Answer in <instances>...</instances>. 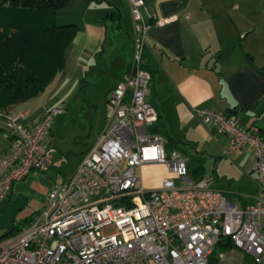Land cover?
Returning <instances> with one entry per match:
<instances>
[{
	"label": "built area",
	"instance_id": "obj_1",
	"mask_svg": "<svg viewBox=\"0 0 264 264\" xmlns=\"http://www.w3.org/2000/svg\"><path fill=\"white\" fill-rule=\"evenodd\" d=\"M128 4L131 58L109 91L111 113L104 128L74 170L58 177L43 207L0 243V264H207L222 238L259 263L264 256V134L241 126L231 112L194 109L203 123L226 135L223 155L233 158L244 148L252 153L259 192L240 205L215 188L211 176H189L182 153L166 149L163 136L151 129L158 112L143 60L149 29L175 15L150 19L144 0ZM63 108L62 103L47 108L32 124L27 110L1 111L10 144L0 155V200L30 171L51 167L55 148L45 137ZM148 163L163 164L174 177H163L153 188L137 185L135 169Z\"/></svg>",
	"mask_w": 264,
	"mask_h": 264
},
{
	"label": "crops",
	"instance_id": "obj_2",
	"mask_svg": "<svg viewBox=\"0 0 264 264\" xmlns=\"http://www.w3.org/2000/svg\"><path fill=\"white\" fill-rule=\"evenodd\" d=\"M249 2L144 0V13L150 19L153 15H175V19L149 29L143 56L152 73L150 100L158 112L151 129L163 136L166 149L192 156L217 152L226 144V135L215 124L203 123L194 115L193 110L201 107L231 112L241 126L264 134V6H251ZM63 8L68 11L64 23H76L78 30L66 48L64 68L41 92L45 96L48 91H58L56 97L49 101L42 97L40 104L39 94L13 106L27 110L26 121L32 124L47 108L82 90L84 99L96 110L105 104L98 137L111 113L109 91L123 78L131 58L128 0H68ZM95 88L97 98L92 95ZM9 144L0 110V155ZM241 152L242 149L237 153ZM54 153L51 167L55 166ZM251 168L247 171L249 176L256 173ZM135 173L139 178L137 185L145 188L159 186L168 174L160 163L143 164ZM255 177L250 178L256 184ZM215 188L240 205L251 202L258 193L246 192L231 183L226 188ZM217 249L215 264H264V256L256 263L250 253L235 246Z\"/></svg>",
	"mask_w": 264,
	"mask_h": 264
},
{
	"label": "rangeland",
	"instance_id": "obj_3",
	"mask_svg": "<svg viewBox=\"0 0 264 264\" xmlns=\"http://www.w3.org/2000/svg\"><path fill=\"white\" fill-rule=\"evenodd\" d=\"M249 4L264 6V0H250ZM66 12L67 9L63 7L57 10L58 24L66 21L64 17ZM57 93L58 91H54L51 94V91H48L45 96L40 93L38 103L41 104V100L44 101L46 98H49L47 101L54 99ZM92 95L98 97L97 88ZM63 101L59 102L63 104V111L52 119L50 131L45 137L46 141L55 145L53 155L55 166L47 170L30 171L24 178L15 181L8 194L0 200V243L15 235L14 225L21 228L43 207L47 194L58 177L64 176L63 174L69 175L74 170L83 157V150L97 137L105 104L104 106L100 104L96 110L87 99H84L82 90L75 93L71 99L65 98ZM242 150L240 154L236 152L233 158L223 155L221 149L209 152L210 154L204 152L190 156L185 153L186 172L189 176L193 174L198 176L201 173L204 176H211L212 185L215 187L226 188L231 183L246 192L256 193L258 188L250 178L255 177L256 173L252 172L250 176L247 174L253 164L252 153L247 148ZM197 165H203L204 168H190ZM166 176L174 177L170 172ZM9 230L12 232H8Z\"/></svg>",
	"mask_w": 264,
	"mask_h": 264
},
{
	"label": "trees",
	"instance_id": "obj_4",
	"mask_svg": "<svg viewBox=\"0 0 264 264\" xmlns=\"http://www.w3.org/2000/svg\"><path fill=\"white\" fill-rule=\"evenodd\" d=\"M67 1L0 0L1 111L39 95L64 68L66 48L78 30L76 23L56 22L57 10ZM227 246L232 242L220 239L207 264H215L217 248Z\"/></svg>",
	"mask_w": 264,
	"mask_h": 264
}]
</instances>
